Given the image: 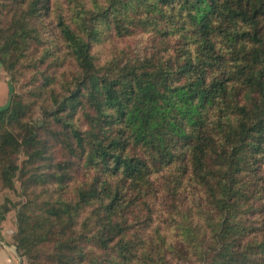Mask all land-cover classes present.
<instances>
[{"label":"trees","instance_id":"trees-1","mask_svg":"<svg viewBox=\"0 0 264 264\" xmlns=\"http://www.w3.org/2000/svg\"><path fill=\"white\" fill-rule=\"evenodd\" d=\"M0 62L23 264H264V0H0Z\"/></svg>","mask_w":264,"mask_h":264},{"label":"rangeland","instance_id":"rangeland-1","mask_svg":"<svg viewBox=\"0 0 264 264\" xmlns=\"http://www.w3.org/2000/svg\"><path fill=\"white\" fill-rule=\"evenodd\" d=\"M138 39V38H137ZM134 47L141 45L140 40H131ZM28 72L18 75L12 79L3 64L0 62V108L9 104L12 94L16 92L22 93L23 83L29 77ZM33 118L40 119L41 110L39 107L35 108ZM16 165L21 167L25 154L16 155ZM22 183L20 181V174L16 177L15 187L13 189H0V238L1 241L13 243L16 247V234L18 230L17 214L21 204L25 201L22 195ZM175 264V262H173Z\"/></svg>","mask_w":264,"mask_h":264},{"label":"crops","instance_id":"crops-1","mask_svg":"<svg viewBox=\"0 0 264 264\" xmlns=\"http://www.w3.org/2000/svg\"><path fill=\"white\" fill-rule=\"evenodd\" d=\"M19 257L13 243L1 241L0 238V264H18Z\"/></svg>","mask_w":264,"mask_h":264},{"label":"water","instance_id":"water-1","mask_svg":"<svg viewBox=\"0 0 264 264\" xmlns=\"http://www.w3.org/2000/svg\"><path fill=\"white\" fill-rule=\"evenodd\" d=\"M16 252H17V255H18V257H19V263H18V264H23V258L20 256V254H19L17 248H16Z\"/></svg>","mask_w":264,"mask_h":264}]
</instances>
